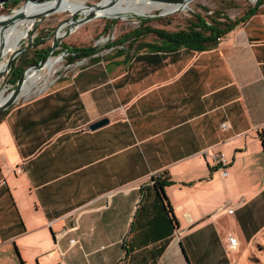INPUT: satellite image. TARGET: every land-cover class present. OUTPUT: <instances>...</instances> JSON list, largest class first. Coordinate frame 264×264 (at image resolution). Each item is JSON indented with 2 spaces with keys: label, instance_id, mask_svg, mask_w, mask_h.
Wrapping results in <instances>:
<instances>
[{
  "label": "crops",
  "instance_id": "crops-1",
  "mask_svg": "<svg viewBox=\"0 0 264 264\" xmlns=\"http://www.w3.org/2000/svg\"><path fill=\"white\" fill-rule=\"evenodd\" d=\"M262 131L260 21L206 52H141L75 70L12 105L0 124V264H20L18 256L40 264L49 254V264H123L142 190L163 172L178 224L158 261L225 264L221 254H236L252 226L255 202L244 193L264 191ZM11 153L21 160L13 172ZM18 184L29 194L19 198ZM259 204L264 226V197ZM229 237L240 238L234 251ZM150 263L147 251L130 262Z\"/></svg>",
  "mask_w": 264,
  "mask_h": 264
},
{
  "label": "rangeland",
  "instance_id": "rangeland-1",
  "mask_svg": "<svg viewBox=\"0 0 264 264\" xmlns=\"http://www.w3.org/2000/svg\"><path fill=\"white\" fill-rule=\"evenodd\" d=\"M79 1L81 4L77 3L74 7H82V10L97 12L98 10L96 8L100 6V4H104L110 0ZM257 1L258 0H194L190 3L189 8H180V12L172 13L161 18L157 17V15L162 13V9H157L143 15L149 18L132 17L131 15L125 16L124 18L116 17L112 14L108 17L99 16L84 22H81V20L85 18L81 12L73 14L64 11L50 13L45 16L43 13L38 14L31 19L33 20V25L29 33H27L26 38L20 43V47L11 52L8 57L3 60L7 63V68L0 77V97L5 98L11 90L15 88V85L11 83L10 77L13 70L12 65L24 69V72L29 71V73H38V75L42 77L35 85V89L38 91V88H42L43 84H45V86H47L46 89H48L56 80L58 81L62 77L70 75L75 70L95 60L100 59L103 62L112 61L115 63L123 62L124 57L115 56L117 51L131 50L132 48H138L141 42L155 41L150 35H144L134 40L132 36L137 31L141 32L143 29H159L173 32L181 30L185 27L186 23L193 18L194 13H203L201 10L202 8L220 11L233 20L240 17L248 7L254 6ZM23 4H25V2L14 6H0V17L13 15ZM261 9L264 11V5H262ZM259 21L264 27V16L260 15L253 17L249 24H258ZM54 41H56V45L51 51L50 49L53 47ZM50 58H57L59 60V63H56L52 68L54 69L51 71L52 74H49L51 77L46 74L45 71H42L43 65ZM39 60H41V62L43 61V63L39 64ZM33 62H35V64ZM27 64L28 66H26ZM35 66L38 67L36 68ZM37 91H34L30 95L26 90L23 91L24 96L17 101L16 105L45 91V89H43V91ZM14 153L17 154V151L14 150ZM14 153H11L9 156L11 160L7 163V166L5 165L6 168L8 167L12 172L16 167L21 165V160L17 158ZM34 160L36 161L34 164H36L38 156L34 157ZM251 167L252 166H249V169H251ZM18 188L17 195L19 198H23L24 195L29 194V189L25 185L19 186L18 184ZM222 192L224 195H227L225 189H222ZM233 193L234 191L231 192V195H233ZM244 196L247 199L252 196L251 199L255 202V206L250 211L252 214L250 232L247 237L244 236V240L242 241L243 246L239 247L236 254L225 256L223 253L220 257L223 258L225 264H264V226H261L259 204L264 197V191H248L244 193ZM228 231L229 229H224V232L227 233ZM238 239L240 240V238ZM182 253L181 250V254ZM49 255H46L40 264H49L50 259H46ZM182 258L186 261L183 254Z\"/></svg>",
  "mask_w": 264,
  "mask_h": 264
},
{
  "label": "trees",
  "instance_id": "trees-1",
  "mask_svg": "<svg viewBox=\"0 0 264 264\" xmlns=\"http://www.w3.org/2000/svg\"><path fill=\"white\" fill-rule=\"evenodd\" d=\"M26 1L28 0H0V6H14ZM262 5H264V0H258L254 6L248 7L240 17L233 20L220 11L202 8L203 13H194L193 18L181 30L173 32L169 30L143 29L141 32L137 31L132 36L134 40L144 35H150L155 41L141 42L138 48H132L131 50H119L115 56L124 57L123 61L126 62L141 52L174 53L180 49L194 52L209 51L215 47L217 48L219 40L232 33L237 27L248 24L256 15L264 16V11L261 9ZM99 61L101 60H95L90 64ZM33 63L35 64V62ZM12 67L11 83L16 85L24 69L17 68L14 65ZM6 114L7 110L0 113V124L5 119ZM258 139L264 151V131L258 134ZM171 184L170 177L163 172L152 175L147 185L143 188L139 204L135 209L133 221L130 224L129 235L125 241L123 264H130L133 254L144 251H147L150 255V264H156L159 257L169 247L178 224L164 191L165 187ZM182 252L184 255L183 249ZM18 258L21 262L20 264H23L19 256Z\"/></svg>",
  "mask_w": 264,
  "mask_h": 264
},
{
  "label": "bare ground",
  "instance_id": "bare-ground-1",
  "mask_svg": "<svg viewBox=\"0 0 264 264\" xmlns=\"http://www.w3.org/2000/svg\"><path fill=\"white\" fill-rule=\"evenodd\" d=\"M77 3L81 4L79 0H53L47 3L44 2L42 4H30L29 2L23 4V6L13 15L0 17V77L3 75L7 68V63L3 60L7 58L11 52L20 47V43L26 38L27 33H29V30L33 25V20L31 19L34 16L43 12L46 13L53 7L57 8L53 13L67 11L74 14L76 12H81L85 16L94 12L82 10V7H74L75 5H77ZM189 5V3L184 5H174L164 3L162 2V0H110L104 4H100V6L96 8L98 11L95 12V14L96 17H108L114 14L116 17L125 18V16L128 15H146L147 13H150L157 9H162V12L164 13L175 11L180 8L187 9L189 8ZM17 14L21 15V17L16 19L15 15ZM56 63H59V60L57 58H50L43 65L42 71H45L48 75L52 74L51 71L54 70L52 68ZM41 77L42 76L38 75V73L36 72L29 73V71H27L25 76V88L23 91L26 90L29 95L34 91H37L35 89V85L41 79ZM42 86V88H38V91H43V89L47 87L45 86V84H43ZM4 100V97H0V104H2Z\"/></svg>",
  "mask_w": 264,
  "mask_h": 264
},
{
  "label": "water",
  "instance_id": "water-1",
  "mask_svg": "<svg viewBox=\"0 0 264 264\" xmlns=\"http://www.w3.org/2000/svg\"><path fill=\"white\" fill-rule=\"evenodd\" d=\"M50 1H53V0H41V1H26V3H29L30 4H42V3H47V2H50ZM60 1V0H59ZM146 1V0H145ZM192 1L194 0H162V2L164 3H169V4H181V5H184V4H190ZM96 7V6H95ZM56 7H53L51 8L50 10H48L46 13L43 12V15H47V14H50V13H53L56 11ZM180 12V9H177L175 11H171V12H162L161 14L159 13L157 15V17L161 18V17H164V16H167L169 14H172V13H178ZM21 15H15V18H20ZM96 17V14L95 12H92L91 14L89 15H85V18L83 20H81V22H84V21H89L93 18ZM132 17H145L143 15H132ZM145 18H149V17H145ZM55 45H56V41H54V44H53V47L50 49L51 51L53 50V48H55ZM0 59H1V56H0ZM43 63L40 62L39 64ZM36 68L38 66H35ZM25 76H26V72H23L22 75L19 77L16 85H15V88L13 90H11V92L5 97V100L2 104H0V112L2 111H6L8 108H10L12 105H16L17 101L23 96V90L25 88ZM107 119H103L101 121H96L94 122L93 124H91L89 126V130L90 131H94L96 129H100L101 127H103L106 123H107Z\"/></svg>",
  "mask_w": 264,
  "mask_h": 264
},
{
  "label": "built area",
  "instance_id": "built-area-1",
  "mask_svg": "<svg viewBox=\"0 0 264 264\" xmlns=\"http://www.w3.org/2000/svg\"><path fill=\"white\" fill-rule=\"evenodd\" d=\"M206 154L212 156V158L214 159V161H216L218 163V165H219V167L221 169H224V168H226L228 166V160H227V158L224 155H222V154L213 155L212 152H210V151L208 153H206ZM17 172L19 173L20 171H17ZM222 175L223 176H226L227 175V172L223 171L222 172ZM241 199H243V198H241ZM233 211H234L233 209H229L227 211V214L228 215H231L233 213ZM237 240L238 239L235 238V237H229L228 238V240H227V249L229 251L236 250V248L238 246V241ZM70 243L71 244H74V241H71ZM156 264H163V263H161L160 261H158Z\"/></svg>",
  "mask_w": 264,
  "mask_h": 264
}]
</instances>
